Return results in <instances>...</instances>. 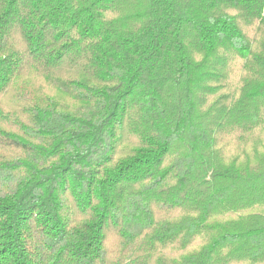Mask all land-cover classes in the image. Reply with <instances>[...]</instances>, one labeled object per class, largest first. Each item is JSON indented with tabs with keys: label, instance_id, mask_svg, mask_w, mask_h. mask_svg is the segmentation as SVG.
Here are the masks:
<instances>
[{
	"label": "trees",
	"instance_id": "obj_1",
	"mask_svg": "<svg viewBox=\"0 0 264 264\" xmlns=\"http://www.w3.org/2000/svg\"><path fill=\"white\" fill-rule=\"evenodd\" d=\"M263 101L264 0H0V264H264Z\"/></svg>",
	"mask_w": 264,
	"mask_h": 264
},
{
	"label": "rangeland",
	"instance_id": "obj_2",
	"mask_svg": "<svg viewBox=\"0 0 264 264\" xmlns=\"http://www.w3.org/2000/svg\"><path fill=\"white\" fill-rule=\"evenodd\" d=\"M232 15L235 17L238 25L240 27H245L247 29V31H249V35L253 36L254 32L252 30L253 26L250 22V17L247 15H244L243 13L236 11V10H231ZM193 51H196V49H193ZM197 54L200 55V53L197 52ZM221 56H223L224 60L226 61H235L236 60H241L238 57L234 56V53L231 49H222L219 50V53ZM217 59L218 57H216L215 61V65L217 64ZM214 86L218 85L220 86L219 90L215 93H204V91L199 92V97L201 98V100L203 101L202 103V110L201 111H205L206 109L209 108H213L215 109V114H214V120L216 121V123H218L220 120H218L217 118V113L223 109L224 107H227L229 105H231V103L239 98V95H241V91L244 85V78H243V73H241L240 69L235 67V68H231L228 67V70L226 71V75H224L223 80L221 81H216L214 84ZM197 96V97H198ZM261 100H259L258 102H260ZM261 105L260 107V112L261 113V121L262 124H256L254 125L252 128H248V133H253L254 132V137L259 136L260 139L264 138V101L260 103ZM253 105L251 103V109L250 111L253 110ZM229 130V129H226ZM244 131V130H241Z\"/></svg>",
	"mask_w": 264,
	"mask_h": 264
}]
</instances>
